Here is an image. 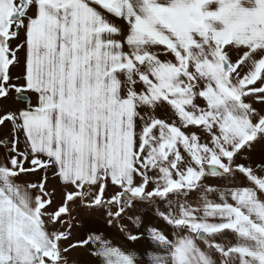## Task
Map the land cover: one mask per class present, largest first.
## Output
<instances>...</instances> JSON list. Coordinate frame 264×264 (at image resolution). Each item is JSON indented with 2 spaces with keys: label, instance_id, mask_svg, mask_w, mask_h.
Here are the masks:
<instances>
[{
  "label": "snow or ice",
  "instance_id": "obj_1",
  "mask_svg": "<svg viewBox=\"0 0 264 264\" xmlns=\"http://www.w3.org/2000/svg\"><path fill=\"white\" fill-rule=\"evenodd\" d=\"M0 264H264V0H0Z\"/></svg>",
  "mask_w": 264,
  "mask_h": 264
}]
</instances>
